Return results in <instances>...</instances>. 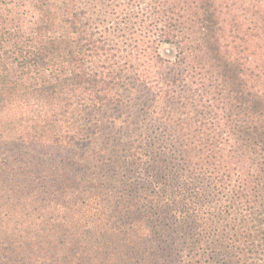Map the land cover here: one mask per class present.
<instances>
[{"label":"trees","instance_id":"obj_1","mask_svg":"<svg viewBox=\"0 0 264 264\" xmlns=\"http://www.w3.org/2000/svg\"><path fill=\"white\" fill-rule=\"evenodd\" d=\"M9 1L0 264H264V0Z\"/></svg>","mask_w":264,"mask_h":264},{"label":"rangeland","instance_id":"obj_2","mask_svg":"<svg viewBox=\"0 0 264 264\" xmlns=\"http://www.w3.org/2000/svg\"><path fill=\"white\" fill-rule=\"evenodd\" d=\"M7 12L12 14V16L17 20L16 22L20 23L21 19L25 20L30 19L31 16L35 14V9L29 0H10L9 3L5 6ZM3 12L5 13V10ZM24 11V14L17 16V12ZM16 14V15H15Z\"/></svg>","mask_w":264,"mask_h":264}]
</instances>
